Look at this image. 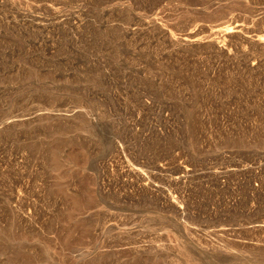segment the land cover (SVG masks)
I'll list each match as a JSON object with an SVG mask.
<instances>
[{"label":"rangeland","instance_id":"rangeland-1","mask_svg":"<svg viewBox=\"0 0 264 264\" xmlns=\"http://www.w3.org/2000/svg\"><path fill=\"white\" fill-rule=\"evenodd\" d=\"M261 37L264 0H0V264H264Z\"/></svg>","mask_w":264,"mask_h":264},{"label":"bare ground","instance_id":"bare-ground-1","mask_svg":"<svg viewBox=\"0 0 264 264\" xmlns=\"http://www.w3.org/2000/svg\"><path fill=\"white\" fill-rule=\"evenodd\" d=\"M254 2V1H253ZM226 29V28H225ZM242 32V31H241ZM224 38H219V39H217V41L215 42V45H216V48H217V50L219 51V52H221L222 54H224V55H226V56H229V55H231V49H230V46H229V43H228V39H230L231 38V36L233 35V31L232 30H228L226 33L224 32ZM223 37V36H222ZM264 38V37H263ZM263 38L261 37V39H257V43L258 44H263L264 43V40H263ZM221 39V40H220ZM220 40V41H219ZM246 45V44H245ZM247 47V46H246ZM214 48V47H213ZM233 48V47H232ZM239 48V47H238ZM245 49V47H244V45L242 46V49ZM245 51V50H244ZM240 52V51H239ZM242 53V52H241ZM233 57H234V55H232ZM224 63V62H223ZM255 64L252 62L251 63V67H253ZM256 70V69H255ZM163 167H164V165H162ZM178 167V166H177ZM113 169H114V167H113ZM119 169V168H118ZM121 170V169H120ZM156 170V169H155ZM161 170H163V168L161 167ZM158 171V170H157ZM238 171V170H237ZM252 171H253V169H252ZM256 171V170H255ZM255 171H254V173H255ZM118 172V171H117ZM124 172V171H123ZM224 172V171H223ZM219 173V172H218ZM251 173H253V172H251ZM123 174V173H122ZM176 174V173H175ZM221 174V173H220ZM125 175L126 176H133V175H135L136 177H137V179H138V181L140 182V186H141V189H143V188H147L148 186H149V184H148V179H149V177H148V179H147V177H146V175L144 174H140V173H138V172H133V171H131V170H126L125 171ZM197 175V174H196ZM225 175V174H224ZM254 175V174H253ZM122 176V175H121ZM188 176H189V170H188V168H186V167H182V166H179L178 167V172H177V175H176V177L174 178V179H172V180H174L176 183H179V184H183L184 182H185V180L188 178ZM216 176V175H215ZM220 176H222V175H220ZM135 177V178H136ZM223 177V176H222ZM132 178V177H131ZM133 179H134V177H133ZM257 179V178H256ZM123 180V179H122ZM245 180V179H244ZM129 182V181H128ZM127 182V183H128ZM125 183H126V181H125ZM126 183V184H127ZM174 183V182H173ZM246 183V182H245ZM256 184V183H255ZM258 184V183H257ZM154 185V184H153ZM137 186V185H136ZM179 186V185H178ZM181 186V185H180ZM258 186V185H257ZM261 187H262V185H261ZM133 188H134V186H133ZM260 188V187H259ZM139 189V188H138ZM140 189V190H141ZM150 189V188H149ZM179 189V188H178ZM171 190V189H170ZM254 190H255V188H254ZM148 191V190H147ZM187 191V190H186ZM258 191H259V189H258ZM145 192V191H144ZM151 192V191H150ZM188 192V191H187ZM253 192V191H252ZM257 193V192H256ZM259 193V192H258ZM163 195V194H162ZM187 195V194H186ZM256 195V194H255ZM165 196H167V194L165 195ZM163 197V196H162ZM255 197V196H254ZM19 198V197H18ZM17 199V198H16ZM165 200V199H164ZM18 201V200H17ZM166 202H167V204L169 205V206H172V207H174L175 209H177V210H182V208H181V205L179 204V202L177 201V199H176V197H175V195L174 196H171V195H168V198H167V200H166ZM181 212V211H180ZM253 229H255V228H253ZM255 231V230H254ZM257 234L259 233L260 235H261V242L264 244V224H262V225H260V226H258L257 228H256V231H255ZM253 234V233H252ZM259 234H258V236H259ZM256 235V234H255ZM259 241V240H258ZM259 241V242H260ZM260 242V243H261Z\"/></svg>","mask_w":264,"mask_h":264}]
</instances>
